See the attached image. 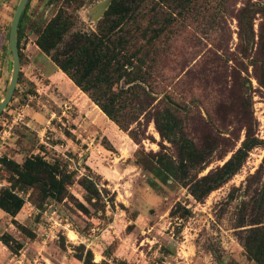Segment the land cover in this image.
Returning a JSON list of instances; mask_svg holds the SVG:
<instances>
[{
    "label": "rangeland",
    "instance_id": "obj_1",
    "mask_svg": "<svg viewBox=\"0 0 264 264\" xmlns=\"http://www.w3.org/2000/svg\"><path fill=\"white\" fill-rule=\"evenodd\" d=\"M18 1L0 0V100L10 77L8 32ZM89 1L31 0L26 10L27 42L60 9L78 8L73 31L89 32L95 27L94 6L101 0L91 10L86 6ZM246 4L264 8V0H198L188 12L173 16L145 67L154 100L149 101L148 114L140 113L129 127L136 141L86 95L78 92L69 97L72 89L44 53L32 60L39 68L30 69L27 46L22 47V76L0 114V157L18 163L36 154L48 161L57 158L76 180L83 175L93 178L108 192L105 200L113 201L96 209L86 202L76 182L67 198L47 200L40 207L37 192L19 193L25 204L15 218L0 210V236L10 234L22 249L13 254L0 242V264H82L79 248L90 250L94 263L108 261L105 255H111L127 264H253L246 258L241 236L258 217L254 204L264 189V144L253 148L240 171L202 202L170 180L152 183L150 173L134 162L137 150L174 154L151 120L164 99L175 105L187 137L210 149L200 176L231 157L246 128L264 142V85L258 81L259 68L251 63L264 61V40L259 41L264 9L252 20L255 43L244 56L237 13ZM30 72L40 83V94L36 86L30 93ZM58 85L68 95L59 94ZM7 177L0 165V189L7 185ZM101 194L106 196L104 191ZM181 208L190 210L188 218L171 216L174 209L182 213Z\"/></svg>",
    "mask_w": 264,
    "mask_h": 264
},
{
    "label": "trees",
    "instance_id": "obj_2",
    "mask_svg": "<svg viewBox=\"0 0 264 264\" xmlns=\"http://www.w3.org/2000/svg\"><path fill=\"white\" fill-rule=\"evenodd\" d=\"M30 1L18 25L20 63L21 49L28 44L24 31L26 10ZM197 1L113 0L103 18L89 32L73 31L74 12L78 8L74 12L60 9L37 32L34 43L110 122L136 141L137 137L129 127L137 122L140 113L146 112L149 101L154 100L150 86L151 77L145 68L155 52L154 45L167 34L175 20L173 16L188 12ZM263 9L256 4H246L237 13L240 50L244 56L255 43L252 20ZM263 40L264 33L259 34V41ZM251 63L259 68L262 78L258 81L260 85H264V61L252 60ZM21 76L19 73L18 80ZM30 85V93H34L33 83ZM147 114L148 112L145 115ZM151 120L160 139L173 147L174 154H152L137 150L134 153V162L150 173L152 183H167L169 180L175 182L186 188L196 202H202L227 183L240 171L249 152L264 144L254 137L250 128H246L240 147L231 157L221 166L200 176L207 166L210 149L197 146L187 137L183 122L171 100L164 99V106L151 114ZM0 165L8 174L7 185L0 189V210L11 218H15L25 204L19 193L37 192L40 207L47 200L61 202L67 198L68 189L74 182L84 190L86 202L96 209L99 205L104 207L107 202L113 201L110 198L105 200L108 192L99 188L93 178L83 175L76 180L77 176L68 171L65 164L57 158L48 161L45 156L36 154L27 156L18 163L2 156ZM102 191L106 196H102ZM254 207L258 211V217L251 221L250 227L242 230V247L249 262L264 264V189ZM181 210L180 214H177L176 209L172 210L171 216L180 220L188 218L190 210ZM18 227L27 237H33L26 228ZM0 242L13 254L22 249V244L10 234L1 235ZM79 250L81 253L78 260L82 264H127L125 261L110 258L111 255H105L108 261L94 263L90 250ZM211 251L215 255L216 252L213 249Z\"/></svg>",
    "mask_w": 264,
    "mask_h": 264
},
{
    "label": "water",
    "instance_id": "obj_3",
    "mask_svg": "<svg viewBox=\"0 0 264 264\" xmlns=\"http://www.w3.org/2000/svg\"><path fill=\"white\" fill-rule=\"evenodd\" d=\"M29 0H19L12 16V20L8 32V43L7 51L11 58V69L10 77L0 100V114L6 109L12 95L14 93L15 87L17 85L19 72H20V55L19 48L17 46V35H18V25L23 11ZM113 0H101L94 6V15L92 17V22L94 26L103 18L105 12L111 5Z\"/></svg>",
    "mask_w": 264,
    "mask_h": 264
},
{
    "label": "crops",
    "instance_id": "obj_4",
    "mask_svg": "<svg viewBox=\"0 0 264 264\" xmlns=\"http://www.w3.org/2000/svg\"><path fill=\"white\" fill-rule=\"evenodd\" d=\"M42 54L43 53L35 45L34 40L31 41V43L28 42L27 47H26V58L28 59V67L30 69H32V68L38 69L39 68V65H37L36 62L33 63L32 60H35V58L37 56L42 55ZM46 57H47V59H49V57L47 55H46ZM55 68L57 69V71L61 75V77H63L64 82L67 83V86L70 87L69 89H72V94L68 95L66 92H64L63 88L60 85H58L57 91L59 92V94H61V95L65 94V95H68L69 97L70 96H77L78 92H80V91L74 86V84L68 79V77L66 75H64L60 70H58V68L56 66H55ZM27 75H28V82L33 83V85L37 87L36 92H38L40 94V89H39L40 83H39L38 79H36L35 75H33V72L27 73ZM62 82H63V80H62ZM81 94L84 95L83 93H81ZM72 98H74V97H72ZM32 115H34V114H32Z\"/></svg>",
    "mask_w": 264,
    "mask_h": 264
},
{
    "label": "flooded vegetation",
    "instance_id": "obj_5",
    "mask_svg": "<svg viewBox=\"0 0 264 264\" xmlns=\"http://www.w3.org/2000/svg\"><path fill=\"white\" fill-rule=\"evenodd\" d=\"M95 3H96V0H90L87 4H86V6L90 9H92V7L95 5ZM90 9V10H91ZM89 10V11H90Z\"/></svg>",
    "mask_w": 264,
    "mask_h": 264
},
{
    "label": "built area",
    "instance_id": "obj_6",
    "mask_svg": "<svg viewBox=\"0 0 264 264\" xmlns=\"http://www.w3.org/2000/svg\"><path fill=\"white\" fill-rule=\"evenodd\" d=\"M17 116H18V118H21V116H22V110L21 109L17 110Z\"/></svg>",
    "mask_w": 264,
    "mask_h": 264
}]
</instances>
